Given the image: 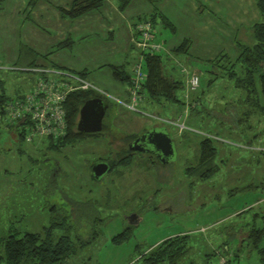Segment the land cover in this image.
<instances>
[{
    "label": "rangeland",
    "instance_id": "obj_1",
    "mask_svg": "<svg viewBox=\"0 0 264 264\" xmlns=\"http://www.w3.org/2000/svg\"><path fill=\"white\" fill-rule=\"evenodd\" d=\"M40 1L46 6V13H50L48 2L50 5L60 0ZM40 1L0 0V87L6 89L10 98L31 91L16 83L33 80L32 87L39 76L37 68L14 62L18 50L27 47L24 35L34 43L35 34L40 37L41 31L45 36L53 35V29L28 31L35 22L31 10ZM107 2L117 6L116 0ZM147 3L150 13L159 14L164 9L165 19L174 23L175 32L156 17L157 41L153 38L152 41L159 47L156 51L163 54L161 70L165 75L168 70L174 72L166 77L172 79V76L179 86L182 84L174 91L176 100L160 98L155 102L140 94L132 108L125 106L123 102L130 104L129 94L126 99L116 95L114 86L125 89L127 84L112 81L107 68L94 69V61L88 58L97 53L94 50L100 40L97 34L79 41L75 36L70 49L56 50V56L63 60L86 64L84 80L97 92L104 93L111 102V110L105 111L102 117L104 130L85 135L57 153L46 147L41 135L33 138V143L22 141L19 145L12 137L15 134H8L6 119L2 117L0 237L8 230L41 231L49 222L48 209L54 206L58 215L65 213L69 219L65 218L67 230L56 228L52 235L54 238L60 234L70 236L75 249L73 258L62 264H140L138 252L178 233L190 234L187 253L178 264H258L257 254L249 248L245 235L249 226L264 228V218L257 217L254 222L251 218L258 207L264 206V192L260 188L250 191L242 187L250 177H261L264 171V159L260 165H255L256 152L264 149V116L254 111L242 121L246 108L238 104L232 81L222 75L223 69L215 66L226 65V60L233 62L238 43L253 42L251 27L261 20L255 0ZM160 3L158 12L156 8ZM150 13L139 17L146 19ZM136 17L131 16V19ZM192 24L196 30L191 29ZM134 32L137 39L136 27ZM182 38L189 39L185 51L175 54L174 48L166 47L168 41L176 44ZM126 51L118 52L115 59L123 63L130 75L138 61L142 65L144 52H156L135 46ZM103 56L106 58L105 54ZM191 75L198 79L192 89L189 88ZM8 83L7 90L4 85ZM11 88L17 91L13 93ZM117 107L123 110L116 114ZM239 115L242 119H238ZM143 125L167 128L175 143L172 158L159 162L146 154L133 153L126 165L115 164L102 177L93 179L90 176L92 163L98 159L116 160L117 155L127 151L125 134L137 135ZM205 136L217 141L216 162L225 160V163L216 174L200 179L195 167L197 143ZM247 139L251 140L249 147L245 143ZM19 149L25 151L18 153ZM111 151L117 155L113 156ZM55 165L58 172L52 176ZM186 167H189L187 171ZM250 205L252 209L235 214ZM131 212L138 217L136 224L126 219ZM125 228H129L127 240L112 243L111 238ZM0 264L5 263L0 261Z\"/></svg>",
    "mask_w": 264,
    "mask_h": 264
},
{
    "label": "trees",
    "instance_id": "obj_2",
    "mask_svg": "<svg viewBox=\"0 0 264 264\" xmlns=\"http://www.w3.org/2000/svg\"><path fill=\"white\" fill-rule=\"evenodd\" d=\"M145 1L150 3L157 2V0ZM103 2L104 0H72L69 8L66 9L62 7L59 8L58 11L61 17L74 19L75 17L85 15V13L96 11V9L103 5ZM116 3L117 9L123 10L130 4V0H116ZM255 7L258 9L261 20L254 23L251 27L253 31V42L251 44L238 43V53L233 62L226 60V65H221V63L215 64L219 69H223L222 71L224 74L222 75L232 81L233 88L237 91L236 96L238 104L242 103L246 108L245 111H243L245 118L242 121H246V118L254 111L264 116V0H255ZM156 17H159L161 23L170 25L165 17L160 13L158 14L156 11L149 14L146 19H141L137 16L133 22L142 23L145 21L150 24L153 30L152 36L154 38ZM133 25L136 27L135 24ZM187 44L188 40L183 39L172 49L173 53L176 54L185 51L188 47ZM58 46H61V44ZM142 59L141 68L146 72V77L138 93L148 96L149 99L155 102H158L160 98L165 101H175L176 97L174 91L180 87L178 85L179 82L169 79L161 70L162 63L164 62L162 52H144L142 54ZM210 65L212 64L210 63ZM226 69L228 70L226 71ZM110 72L114 80L120 83H126L128 87L130 86L132 74L130 75L127 73L123 65H110ZM84 74L83 72L77 73L80 77L84 76ZM211 80L212 78L209 81ZM238 94H240V96ZM21 95L22 94L17 97ZM252 95L253 97H251ZM65 97V101L62 104V108H64L63 119L65 120L64 134L56 138H52L51 136H44L43 138V140H45L43 143L46 147L56 153L60 152L64 146L73 144L76 141L79 142L85 135H88L87 133L77 132L75 130L79 106L90 97H103L106 102L108 101L105 95L90 88L87 90L77 89L69 91ZM241 97L243 98L240 99ZM9 99L10 97H7L1 88L0 120L4 115L3 104ZM235 103L236 105H234L237 109V102ZM238 119H242L241 115L238 116ZM5 126V128H8V134H10V132L15 134L14 136L12 135V137H15L19 145L20 143L22 144V141L33 143V138H39L38 134L35 133L33 129V124L27 119L14 122L6 121ZM104 129L105 125L102 124L101 130ZM1 132L2 130L0 127V141L2 143L3 139ZM28 135H30V137H28ZM134 136L135 135L127 134L124 136L123 140L129 141V139ZM255 136H258V134ZM216 142L217 141L213 138L205 136L197 143L198 155L195 167H197V176L200 179H207L210 175L216 174L219 167L221 168L225 163V160H220L218 163L216 162L218 152V148L215 146ZM245 143L248 147L251 146V140L247 139ZM18 151V153H22V151L24 152L25 150L19 149ZM116 157V160L109 161L111 167L115 164L124 166L131 158L128 151ZM262 157H264V149L263 151L258 150L256 152L255 165H260V163H262L261 159H264ZM188 168L189 167L185 168L186 171ZM242 188L250 191L260 188V190L264 192V171H262L261 177H257L256 175L250 177L246 185ZM242 188H238V190ZM252 208V205H250V207L243 206V209L235 214L243 213V211ZM48 211L50 212L48 225L43 226L41 231L40 229L37 231L26 230L23 232L8 230L0 237V249L2 251L0 253V261H3L5 264H62L73 258L75 249L72 245L70 236L60 234V236L54 238L52 235L53 229L63 228L67 230L68 224L65 218L67 217L69 219V217L66 216L65 213L58 215L54 206H51ZM251 215L252 222H254L257 217L264 218V206L262 208L258 207ZM249 227L245 235V238L248 240L249 248L255 250L259 261L258 264H264V228L256 226ZM128 231L129 228L119 231L118 234L111 238V242L118 244L127 240L129 236ZM189 237V233H178L174 236L164 238V240L159 241L153 246H148L141 252H138L137 261L140 264H178L187 253Z\"/></svg>",
    "mask_w": 264,
    "mask_h": 264
},
{
    "label": "crops",
    "instance_id": "obj_3",
    "mask_svg": "<svg viewBox=\"0 0 264 264\" xmlns=\"http://www.w3.org/2000/svg\"><path fill=\"white\" fill-rule=\"evenodd\" d=\"M39 1L40 0H38V2ZM71 1L72 0H60L55 2V4L50 2V5L48 2V6H51L50 13H46L45 11L46 6L41 1L38 5H36L35 8L33 9L30 8V10L32 9L31 12L35 18V22L33 23L32 27L29 28L28 31H38L39 29H53V35H51V37H49V35L45 36L41 31L40 37H37L35 34L34 37V39H36L35 43L30 41V39H27L26 35H24V37L22 36L23 41L27 47L24 50H18L16 60L14 61L15 63L19 61V63L22 66H25L27 68L33 66L34 68L37 69H41V68H45L49 70L56 69V71H59L64 75L65 74L76 75L78 72H83L85 74L84 76H82V78L85 79V75L87 74L85 70L86 64L85 63L78 64L70 59L63 60L62 58L56 56L57 55L56 50L63 49L64 47L66 49H70L75 43L76 40L74 39L75 36L77 38V41H79L81 40V38L86 39L87 36L97 34L100 38V40H98V43H96L94 47V50L97 53L94 56L88 57L89 60L94 61V69L107 68L110 72V65L113 66L123 65V63H120V60L115 58L118 52L125 51L126 53L127 52L126 50H130L134 47L133 42L136 39V35L134 32L133 24L137 22H133L131 16L136 17L141 15L142 13H146V12L150 13V9H151L150 5H148V3L144 0H130V4L125 9L120 11L117 9V6L114 3L111 2L109 3L107 2L108 0H104L103 5L100 8L96 9V11L85 13V15L75 17L74 19L67 18L66 20L65 17H61L59 15L58 9L62 7L66 9L69 8ZM156 9L158 12L160 11L161 3L158 4V7ZM166 13H167L166 10L164 11L163 9L161 14L165 18H167ZM68 20H70V22ZM166 20L168 23H170V25L166 24V27L170 28L171 26L170 30L174 31L173 30L174 23L172 24V21L170 19L169 20L166 19ZM174 27L176 30V26ZM190 27L192 30H196L197 28L193 24ZM33 35L34 33L32 34V37ZM19 36L21 39V34ZM180 40L178 42H180ZM153 41L154 42L157 41L156 35L153 38ZM162 41L163 43L165 42V40ZM60 44L61 46H58ZM177 45L178 43L173 44L168 41L166 47L172 49ZM103 54H105L106 58L110 60L106 59L103 56ZM169 74L172 75L174 74V72L171 73L170 70H168V75ZM171 78L173 80H176L172 76ZM110 79L114 82H118L112 78L111 72H110ZM32 82L33 80L29 81L28 83H25V81L22 82L19 81L16 84H18L19 87L22 84L21 86L22 88L26 87V90H31ZM4 86L7 88V90L9 89L8 87L9 83L8 85L6 84ZM181 86L182 84H180V87ZM114 87H115L114 93L116 95L122 96V98L124 97V99L128 97V94H126L128 85H126L125 89H122L120 85H115ZM2 89L4 91V94L8 97V93H6L7 92L6 89H4L3 87ZM11 89H13V91ZM11 89L10 90L13 93L17 91L16 88H11ZM118 102L120 103V101ZM110 103L111 102L108 100L107 101L108 108L106 109V111L108 109H109L108 111L111 110ZM122 110H123L122 107L121 108L117 107L114 113L117 114L118 111H122ZM149 126L151 125H147V126L143 125V128L140 129V132L143 131L144 129H147V127ZM124 132L125 130L122 133Z\"/></svg>",
    "mask_w": 264,
    "mask_h": 264
},
{
    "label": "built area",
    "instance_id": "obj_4",
    "mask_svg": "<svg viewBox=\"0 0 264 264\" xmlns=\"http://www.w3.org/2000/svg\"><path fill=\"white\" fill-rule=\"evenodd\" d=\"M137 39L133 44L138 49L149 48L152 51L158 50V46L153 44V30L147 22L136 24ZM140 61L134 67L133 74L130 79V86L128 88L129 102L124 103L125 106L133 107L139 98L138 93L143 83L146 72L142 70ZM39 76L34 82L33 88L28 93L22 94L20 97L14 96L3 104V117L7 122L29 120L33 124L35 133L41 136H57L64 134L65 120L64 108L62 104L65 101V96L69 91L88 88L96 90L92 85L87 83L82 77L65 74L64 79L62 74L56 70H49L45 68L35 69ZM189 88H194L197 85V77L191 75ZM99 92V91H98Z\"/></svg>",
    "mask_w": 264,
    "mask_h": 264
},
{
    "label": "water",
    "instance_id": "obj_5",
    "mask_svg": "<svg viewBox=\"0 0 264 264\" xmlns=\"http://www.w3.org/2000/svg\"><path fill=\"white\" fill-rule=\"evenodd\" d=\"M108 108L107 102L102 97H90L85 100L78 110L77 120L75 123V130L77 132L83 133H95L99 132L102 125V117L106 109ZM139 141H145L151 146V149L157 153H161V158L159 161H165L164 157L174 155L175 149H173L172 141L168 137V134L157 128H150L144 133L137 136L133 139L132 142L128 144V148L131 150H142ZM109 169V164L107 162H95L91 166L90 174L93 179H99L102 177L107 170ZM131 223L136 224L138 217L135 213L131 212L126 217Z\"/></svg>",
    "mask_w": 264,
    "mask_h": 264
},
{
    "label": "flooded vegetation",
    "instance_id": "obj_6",
    "mask_svg": "<svg viewBox=\"0 0 264 264\" xmlns=\"http://www.w3.org/2000/svg\"><path fill=\"white\" fill-rule=\"evenodd\" d=\"M103 98V97H102ZM152 127H154V128H157V129H162V130H164L167 134H168V137L170 138V136H169V132H168V130H167V128H165V127H157V126H154V125H152V126H149V127H147V129H144L143 131H141V133H138L137 135H135L133 138H131V139H129V141L127 140V142H126V150L128 151V154L130 155V157L132 156V154L133 153H137V152H139V153H141V154H146L147 156H150V157H154V159H156L157 161H159V159L161 158V153L159 154V153H157V152H155L154 150H152L151 149V146L149 145V144H147L145 141H139L138 142V144H140V146L142 147V150H137V151H135V150H131V149H129L128 148V144L130 143V142H132L133 141V139H135L137 136H139L140 134H142V133H144L145 131H147L148 129H150V128H152ZM87 134H89V133H87ZM125 135H127V134H125ZM171 139V141H172V146H173V149L175 148V143H174V140L172 139V138H170ZM112 153H113V156H114V154L116 155V153L117 152H113V151H111ZM120 157V156H119ZM170 158V156H168V157H164V159H165V161H167L168 159ZM107 162L108 164H109V161L110 160H105V159H103V160H101V159H98L97 161H94L93 163H95V162ZM160 162V161H159ZM92 163V164H93ZM56 166V165H55ZM111 168V166H110V164H109V169ZM108 169V170H109ZM91 170V169H90ZM58 172V167L56 166V167H53L52 168V176L54 175V174H56ZM90 176H91V174H90ZM93 178V177H92Z\"/></svg>",
    "mask_w": 264,
    "mask_h": 264
}]
</instances>
